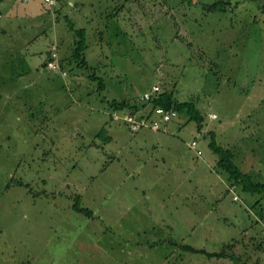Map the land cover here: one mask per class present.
I'll return each mask as SVG.
<instances>
[{
	"label": "rangeland",
	"instance_id": "374dc122",
	"mask_svg": "<svg viewBox=\"0 0 264 264\" xmlns=\"http://www.w3.org/2000/svg\"><path fill=\"white\" fill-rule=\"evenodd\" d=\"M43 1L0 0V264H259L264 197L232 200L209 134L264 182V0ZM67 19L89 68L68 59ZM61 36L65 77L42 67ZM154 84L194 101L201 128L109 117L104 99L142 105ZM232 239L237 263L173 249Z\"/></svg>",
	"mask_w": 264,
	"mask_h": 264
},
{
	"label": "trees",
	"instance_id": "16d2710c",
	"mask_svg": "<svg viewBox=\"0 0 264 264\" xmlns=\"http://www.w3.org/2000/svg\"><path fill=\"white\" fill-rule=\"evenodd\" d=\"M218 2L212 3L209 8H215L217 6ZM68 22V19L66 20ZM69 29L72 31V35L75 38L74 42L71 44L69 50V57L70 63L75 62L78 67L82 68H89V63L86 58V48H87V43H86V38H85V29L84 28H74L73 24L71 22H68ZM57 46V45H56ZM50 52H48L47 57L42 65L43 68L47 69V62L49 59ZM62 59L59 60L60 67L63 65ZM69 63V62H68ZM62 69V67H61ZM49 70V69H48ZM63 70V69H62ZM92 79H99V86L98 88L101 89L102 91L105 90L104 83L102 82L103 80L96 76L95 73L91 74ZM106 102V105L109 108V117L111 118L112 113L117 110H124L128 109L132 114H136L137 111L141 110V108L146 109L148 105L146 104H140V103H131L127 100H108L104 99ZM157 106H163L165 108H173L177 111L178 115L181 114H186L190 120H194L197 123L198 129L201 128V122H202V115L200 112L197 110L196 105L194 101H177L175 99V95L173 91H162L161 94L159 95V98L151 101L150 105L148 108L153 109ZM112 119V118H111ZM210 135V141H209V147L212 150V152L217 155V163L220 168L225 170L228 173L229 179L232 181V185H240L241 189L250 193H261L264 196V183L263 182H255L252 180L251 176L248 174L243 173L233 162H232V157L233 153L229 148H222L221 146H218L214 135L211 133ZM78 199V197L76 198ZM258 203V201H257ZM73 209L79 213H85L89 216L92 215V212L87 209L81 207L78 202H75L73 205ZM182 249L191 252V253H202L205 254L208 257H216L220 258L224 256L225 251L224 248H227L228 245L223 248L220 252H215V253H209L206 252L204 249H198L194 248L190 245L187 244H182L181 245Z\"/></svg>",
	"mask_w": 264,
	"mask_h": 264
},
{
	"label": "built area",
	"instance_id": "2783aa9c",
	"mask_svg": "<svg viewBox=\"0 0 264 264\" xmlns=\"http://www.w3.org/2000/svg\"><path fill=\"white\" fill-rule=\"evenodd\" d=\"M44 2L51 6L54 4L55 0H44ZM49 52L50 55L47 62V69L58 72L61 76L65 77L67 72L62 70L60 67L56 44H52L50 46ZM161 92L162 89L159 84L152 85L150 91L143 93L141 103L146 104L149 107L151 101L159 98ZM148 107H146V109L141 108V110L137 111L136 114H132L128 109L117 110L112 113L111 118L112 120H123L129 131L136 133L143 129H149L156 132L163 131L165 125L178 117L177 111L173 108L157 106L150 109ZM209 117L214 119L216 118V114L212 113ZM190 147L196 151L197 155H201V150L198 149L197 142L195 140L191 141ZM229 192L232 193V199L234 201H238V197L234 193V185L229 187Z\"/></svg>",
	"mask_w": 264,
	"mask_h": 264
},
{
	"label": "crops",
	"instance_id": "0c3cea01",
	"mask_svg": "<svg viewBox=\"0 0 264 264\" xmlns=\"http://www.w3.org/2000/svg\"><path fill=\"white\" fill-rule=\"evenodd\" d=\"M44 2V1H43ZM45 3V2H44ZM55 3H56V0H55V2H54V4L53 5H51V6H49V5H47L46 3H45V5H46V7H47V9L48 10H51V7H53L54 5H55ZM71 24H73V22H71ZM73 26H74V28H77V27H75V25L73 24ZM62 40H64L63 39V37L61 36V42H59V45H57L56 43H53V44H56L57 45V53H58V55H61V53H60V51H61V48H62V46H63V44H64V42H62ZM74 42V39H72L69 43H67L68 45L69 44H72ZM71 46V45H70ZM70 46H69V48H70ZM68 47H67V45H66V47H65V49H66V52L69 50V48L67 49ZM59 57V56H58ZM68 63V62H67ZM62 67V69L63 70H65V66H61ZM45 71H47V70H45ZM66 71V70H65ZM123 100H125V99H123ZM260 172H261V169H258V172H257V175H259L258 177L260 178ZM229 178V176H226V180H225V182H226V188H228L227 190H229V187H228V185L230 184V179H228ZM253 181H255L256 182V180L254 179ZM264 183V182H263ZM229 192V191H228ZM247 192V191H246ZM250 193V192H249ZM258 194H261V193H258ZM262 196H263V194H262ZM264 197V196H263ZM233 200V199H232ZM258 200H260V199H258ZM258 200H255V202H254V206H258L259 205V201ZM234 201V200H233ZM257 201L259 202V203H257ZM264 219V209L263 208H261V212H260V214L259 215H257L256 216V221H259L260 222V220H263ZM170 227V226H169ZM171 227H172V225H171ZM170 227V228H171ZM171 229H173V227L171 228ZM264 237V236H263ZM253 238V237H252ZM237 240L238 239H232L231 241H229L228 243H227V245H228V247H227V249H229V251L227 252V249L225 250V248H224V251H225V254H224V256H222L221 258L222 259H224V260H226V261H234L235 263H237V260H240V258H237V256H236V254L233 252V250L235 249V248H233V247H231L233 244H232V242H234V243H236L237 242ZM172 244V243H171ZM182 245V244H181ZM181 245L180 244H173V246H174V250L176 251V250H179L180 249V251H182V252H187V251H185V250H183L182 249V247H181ZM188 245V244H187ZM172 245H171V247H173ZM190 246H192V245H190ZM193 247V246H192ZM195 248V247H194ZM198 249H202V248H198ZM233 249V250H232ZM261 257H258L259 258V264H262V262H264V250L261 252ZM172 257H173V255H172ZM171 257V258H172ZM185 258V255L182 257V258H180L181 259V262L179 263V264H183V259ZM238 263H239V261H238Z\"/></svg>",
	"mask_w": 264,
	"mask_h": 264
}]
</instances>
